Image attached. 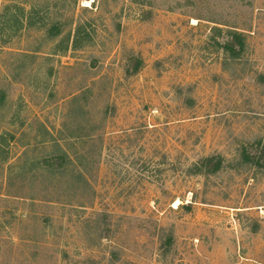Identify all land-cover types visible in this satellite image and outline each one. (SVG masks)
Masks as SVG:
<instances>
[{
    "label": "rangeland",
    "instance_id": "rangeland-1",
    "mask_svg": "<svg viewBox=\"0 0 264 264\" xmlns=\"http://www.w3.org/2000/svg\"><path fill=\"white\" fill-rule=\"evenodd\" d=\"M0 264H264V0H0Z\"/></svg>",
    "mask_w": 264,
    "mask_h": 264
},
{
    "label": "trees",
    "instance_id": "trees-1",
    "mask_svg": "<svg viewBox=\"0 0 264 264\" xmlns=\"http://www.w3.org/2000/svg\"><path fill=\"white\" fill-rule=\"evenodd\" d=\"M237 48H240L241 51L245 48L244 38L240 34H236L232 40L225 45V49L233 56H239L240 51H237ZM203 163L204 168L207 167L209 172H217L222 167V162L220 160L216 161L214 158H208Z\"/></svg>",
    "mask_w": 264,
    "mask_h": 264
}]
</instances>
